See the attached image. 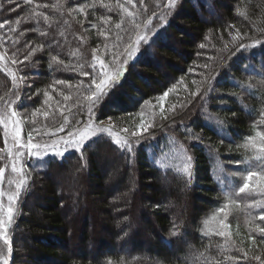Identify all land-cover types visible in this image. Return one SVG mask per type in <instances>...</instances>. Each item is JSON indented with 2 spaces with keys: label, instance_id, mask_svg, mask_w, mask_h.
Here are the masks:
<instances>
[{
  "label": "trees",
  "instance_id": "obj_1",
  "mask_svg": "<svg viewBox=\"0 0 264 264\" xmlns=\"http://www.w3.org/2000/svg\"><path fill=\"white\" fill-rule=\"evenodd\" d=\"M0 6V49L17 60L15 68L25 79L15 93L0 66V110L15 100L25 134L48 139L83 126L95 86L82 73L94 72L91 64L99 70L97 56L105 63L103 71L114 72L142 33L150 36L149 44L141 42L139 54L92 118H111L131 129L142 123L145 103L167 93L166 110L153 114L144 133L128 139L131 155L103 134L63 159L45 157L42 167L29 160L12 225V251L0 250V264L7 256L8 264H260L251 257L264 259V237L254 230L264 221L258 219L262 209L251 205L264 201V190L239 193L238 188L248 171L264 173L261 154L243 147L248 135L264 130L257 124L264 116V0H177L171 9L168 0H0ZM145 26L152 31L144 33ZM53 40L59 44L49 48ZM256 40L261 45H254ZM41 44L42 50L24 59L30 47ZM240 44L254 46L238 50ZM53 55L63 61L59 70ZM219 122L227 136L217 134ZM4 134L0 125L3 169ZM187 156L191 180L183 172ZM66 170L80 175L75 198L82 194L93 203L78 249L70 244L71 205L57 183ZM228 203L231 247L210 224L211 215ZM135 210L137 225L131 223ZM95 212L105 229L96 244L90 230ZM249 236L256 238L255 246Z\"/></svg>",
  "mask_w": 264,
  "mask_h": 264
},
{
  "label": "snow or ice",
  "instance_id": "obj_2",
  "mask_svg": "<svg viewBox=\"0 0 264 264\" xmlns=\"http://www.w3.org/2000/svg\"><path fill=\"white\" fill-rule=\"evenodd\" d=\"M31 2V0H29ZM176 3V0H168V7L174 8ZM84 7L85 6H79V11L84 12ZM0 9H2V6H0ZM14 10V9H13ZM75 10V9H73ZM127 11V10H125ZM131 15V13H129ZM40 19L43 21H49V17L46 15H42L40 13L37 14ZM19 22V21H17ZM6 23V22H5ZM107 23V21H105ZM139 27V25H136ZM4 24L0 23V28H3ZM116 28H120V24L116 25ZM152 30L148 29V32L150 33ZM40 35H46V33L41 32ZM119 38V37H118ZM150 36L147 34H141L138 36L135 42L130 43L125 50V55L124 59L121 62V66L116 70L115 75H110L107 71H103L105 68V63L103 60H100L99 57L97 56L96 59L99 60V70L96 69L95 64H91L90 68L94 70V72H89V71H84L82 74L84 76H90L91 79L89 80V85H94V89L90 90V95L88 96V101H89V106L87 109L88 112V121L85 122L83 130H80L77 128L74 131H69L67 133L66 137H59L55 142L53 143H34V136L32 135V132L28 133L27 140L25 142L21 141V135H20V126L22 121V117L19 115L18 111L12 110L11 106L12 104L16 103L15 100L9 101V104L6 106L7 112L4 110H0V125L3 126L5 129V136L7 137L9 135L7 129L9 128V122L13 125L11 129V138L12 141L15 145L18 146V150L15 152V154L11 153L9 151V155H14V159L11 163V170L13 173L19 174L20 178L13 181L15 183V193L8 195V201H9V206L7 207L6 210V215L0 216V236L5 237V243H8L6 239V233H7V226L11 225L14 219V208L12 206L13 202L18 199L21 189L25 185V180H24V174L26 171V168L24 164H22V161H25V152H27V159L31 161H37L40 162L39 164L33 163V167L37 166H44L47 161H45V157L47 156H55L57 158L63 159L65 156V153L70 152L72 150L75 151H80L83 147L84 144L91 139L92 137H96L97 134H108L109 137L112 136L113 134V128L111 127H100L94 123L92 120L93 114H94V109L99 105V103L104 99L105 96L108 95V92L111 91L112 87L119 81V79L122 77L125 68L124 65L128 64L133 60V58L136 55V52L141 44L143 42L145 45L149 44ZM260 40H256L254 42V45H261ZM53 44H59V41L53 40L48 47L51 48ZM254 45H244L240 44L239 49H243L247 51L249 48L253 47ZM203 47V45H201ZM44 48V45H38L36 47H30L28 54L25 55L24 59L27 60L29 56H31L33 53H35L38 50H42ZM94 51H99V49H95ZM147 55V53H145ZM3 57H0L2 59ZM52 61H57V69L59 70L60 67L63 66V61H58L57 60V55H53L51 57ZM13 64L17 63V60L13 59L11 61ZM20 63H23V61H20ZM51 67V65H50ZM81 68H83V65H81ZM95 73V74H94ZM16 79V76L13 75V80ZM20 79H23V77H20ZM57 84H63L65 83L63 80H57ZM238 86V85H237ZM205 89V92H208L210 90ZM27 96V93H26ZM167 96V93H165V97ZM27 98H31L30 96H27ZM17 99H19V96L17 94ZM65 99H68V97H65ZM163 99V98H162ZM39 111V110H37ZM36 113H32V115H35ZM44 116H47L48 113L44 112ZM79 121H77V124ZM221 127L217 130L218 135H224L227 136V132L223 131L222 124L223 122H219ZM258 125H264V116L261 117L259 121H257ZM147 130V129H145ZM59 131H63V128L61 127ZM125 132H127V129H124ZM133 136H136L137 133L133 132ZM192 137L196 141H200L201 137L195 133H191ZM114 143L117 146L123 147L125 151H127L130 155L133 151V144L125 139L121 140L119 137V133H116V139L114 140ZM91 146V145H89ZM243 147H251L254 150H256L258 153L261 155L257 156V159L264 161V130H255L254 135H248L245 139V144ZM188 163L185 164L183 168L184 174L191 180L193 176L192 172V167H191V161L192 157L187 156L186 157ZM233 175H235L233 173ZM4 176V169L0 168V179H2ZM243 183L239 186L238 192L239 193H245L247 190H252L253 187L258 190H264V173L262 172H256V171H248L245 176L242 177ZM4 193L0 192V196H3ZM226 195H228L226 193ZM230 198V197H229ZM252 207H259L262 209L260 212L258 219L260 221H264V201H258L254 202ZM225 207H218L217 208V214L219 213H224L225 212ZM4 207L3 204H0V214L4 213ZM226 215L220 216L219 219H217L216 216H213L212 219L216 222V230L214 234L218 237L225 238V241L227 243V246L231 247V232L229 231L231 225L229 223H225L226 220ZM126 219V218H125ZM175 227V226H174ZM255 231L259 232L261 237H264V227H261L259 224L255 225ZM175 234V232H173ZM249 239L252 242V245H256V238L254 236H249ZM9 252L12 251V249L9 247L8 249ZM237 251H243L242 249H237ZM243 258L248 259V252L243 251ZM226 259L228 261H236L239 260L240 257L238 256H227ZM251 259L257 260L260 262V264H264V259H261V256L259 255H254L251 257ZM2 264H8V260L5 258L3 259Z\"/></svg>",
  "mask_w": 264,
  "mask_h": 264
},
{
  "label": "rangeland",
  "instance_id": "obj_3",
  "mask_svg": "<svg viewBox=\"0 0 264 264\" xmlns=\"http://www.w3.org/2000/svg\"><path fill=\"white\" fill-rule=\"evenodd\" d=\"M148 29L145 26L144 27V33ZM142 45L143 44L141 43L139 48H138V50H137V52H136V55H135V57L133 59H135L137 57V55L139 54ZM0 57H3L2 59H0V66L6 71V73L11 78V80L13 82V89L14 90L16 89L15 93H17V90H19V92H20V87H21V85L23 83V80H25V79L24 78L20 79V77H22V76L19 75V73L17 72V70L15 68V66H17V64H13L11 62L12 59L9 57V55L3 49H0ZM128 64L124 65L125 71H124L122 77L124 76V74L126 72V67H127ZM161 64H162V70L163 71H167V69L165 67V64H164V61H161ZM115 72H116V70L114 72L111 71L109 74L114 76ZM13 75L16 76L15 80H13ZM6 106L4 108L5 112H7ZM11 108H12V110H16V106L14 104H12ZM166 108H167V98L165 97V95L164 96H157V97H155L152 100H148L145 103V105H144V107H143V109L141 111V114H140V118L139 119L141 120L142 123L138 124L136 126L134 124L131 129L119 126L111 118H106V119L101 120V121H97L95 118H92V120L94 121V123L96 125H98L100 127H111V128H113V134H112L111 137L114 140L116 139V133H119V137H120L121 140H125V139L128 140L131 137H133V135H132L133 132L137 133L136 136L144 133L146 131L145 129H147L149 127V125H150L149 121H151L153 114L161 113V112L165 111ZM16 111H18V110H16ZM18 113L20 115L19 111H18ZM22 121L23 122L21 123V126H20V135H21V141L25 142L27 140V136L28 135L24 133V122H25L24 118H22ZM87 121H88V119H87ZM12 127H13V125L11 124V122H9V128L7 129L9 135L6 137L5 134H4V136H5V152H6V155L8 157V160H7L6 168H4V176H3L2 179H0V192L4 193L3 196H0V204H3L4 210H5L3 214H0V216L6 215V210H7V207L9 206L8 195L14 194L15 190H16L15 189V183H13V181H15V180L20 178L19 174L13 173L12 170H11V163H12V161L14 159V155H9L8 154L9 151H11V153L15 154V152L18 150V146L13 143L12 138H11V129H12ZM83 127H84V125L79 127V129L83 130ZM124 129H127V132H125ZM4 131H5V129H4ZM98 135H101V134H97V136ZM104 135L108 136V134H104ZM66 136H67V133L59 134V135H56V136H54L52 138H48V139L43 138V139H40V140H37V138L34 137L33 142L34 143H41V144H44V143H49L50 144V143L55 142L59 137H66ZM92 138H94V137H92ZM25 157H26L25 161H22L21 163L24 164L25 168L27 169V164L29 162V160L27 159V152H25ZM25 174H26V171H25ZM25 174H24L23 178L26 181V175ZM79 177H80L79 174L71 176V174H69L68 170H66L65 172H62L61 175L57 179V183L62 188V192H63V195H64L63 197L65 199H67L66 200V205H71V208H70L71 218L75 219V221L73 222L74 236H73V240L70 243V244H74L75 245V249H78L79 246H80L78 244V240L77 239H78L80 233H82V231H83V229H82L83 227L82 226H83V224L85 222V219L88 217V211L92 210V205H93L92 200L89 199L87 196L82 197L81 196L82 194L80 196H78L77 198H75L74 189L79 188V185H77L75 182L77 180H79ZM23 189H24V186L21 189V193H22ZM80 191H81V189H80ZM21 193H20V195H21ZM20 195H19L18 199L15 200L13 202V204H12V206L14 208V219H13L12 224L7 226L6 239H7L8 243H5V237L0 236V250L6 247V251H7L9 249V247H10L12 225H14L13 223L15 222L14 221L15 217L18 214L17 213V211H18V201H19ZM78 198L80 200L77 203L75 201V199H78ZM137 201L138 202H136V203L139 204V199L138 198H137ZM229 206H232V205H229V203H228L227 207H225V212L224 213L217 214V211H216V213H213L211 215V217H210L211 229H216V227H217L216 222L212 219V217L216 216L217 219H219L220 216L226 215V217L228 218V213L231 212L230 210L227 209ZM181 208L185 210L186 209V205L185 206L182 205ZM77 210H79V211H77ZM138 211L139 210H135V212H134V214L132 216V219H131L132 222L130 221L131 223H133V225L134 224L137 225V223L139 224V222H140V217L138 215ZM227 218L225 220V223H228L227 222V220H228ZM100 220H103V218L99 219V214L97 212L93 213V226L91 227L90 230H91V237L93 238V241L95 242V244L98 243L99 238L102 237V235L104 234V231H105L103 225L100 223ZM187 244L188 243L186 241L185 242V246H183V248H184V250L187 253L186 257H189V247L187 246ZM5 258L7 260L9 259L8 256L5 257ZM8 262H9V260H8Z\"/></svg>",
  "mask_w": 264,
  "mask_h": 264
}]
</instances>
